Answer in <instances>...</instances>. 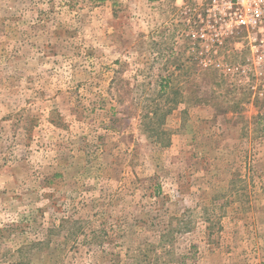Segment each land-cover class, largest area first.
Returning <instances> with one entry per match:
<instances>
[{"label": "rangeland", "instance_id": "obj_1", "mask_svg": "<svg viewBox=\"0 0 264 264\" xmlns=\"http://www.w3.org/2000/svg\"><path fill=\"white\" fill-rule=\"evenodd\" d=\"M199 0H0V264H264V62Z\"/></svg>", "mask_w": 264, "mask_h": 264}, {"label": "built area", "instance_id": "obj_2", "mask_svg": "<svg viewBox=\"0 0 264 264\" xmlns=\"http://www.w3.org/2000/svg\"><path fill=\"white\" fill-rule=\"evenodd\" d=\"M189 11L197 26L194 38L220 47L225 39L243 34L264 62V0H199V7Z\"/></svg>", "mask_w": 264, "mask_h": 264}]
</instances>
